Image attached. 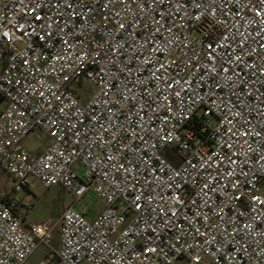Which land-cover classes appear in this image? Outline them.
Returning a JSON list of instances; mask_svg holds the SVG:
<instances>
[{
  "label": "built area",
  "instance_id": "1",
  "mask_svg": "<svg viewBox=\"0 0 264 264\" xmlns=\"http://www.w3.org/2000/svg\"><path fill=\"white\" fill-rule=\"evenodd\" d=\"M0 96L13 192L106 205L54 248L0 192V264H264V0H0Z\"/></svg>",
  "mask_w": 264,
  "mask_h": 264
},
{
  "label": "rangeland",
  "instance_id": "2",
  "mask_svg": "<svg viewBox=\"0 0 264 264\" xmlns=\"http://www.w3.org/2000/svg\"><path fill=\"white\" fill-rule=\"evenodd\" d=\"M95 86L84 78L79 90L89 97ZM6 106L5 101H0V109ZM48 137L42 130H35L24 141L23 145L34 154L42 153L48 146ZM164 154L167 151L163 152ZM14 180L6 171L0 169V192L14 195L17 199H24L30 193L33 199V208L27 211L24 207V200L19 207V213L25 218L26 223L50 222L56 226L54 248L59 245L58 233L60 230V220L63 212L71 205L75 204V209L81 213L86 212L89 220L95 219L106 207L103 199L91 191L82 198L78 199L73 193L65 190L61 186L45 188L36 178L30 179L27 189L19 193L13 192ZM58 232V233H57ZM52 253L51 247L42 244L30 258L31 264H39L45 257Z\"/></svg>",
  "mask_w": 264,
  "mask_h": 264
},
{
  "label": "crops",
  "instance_id": "3",
  "mask_svg": "<svg viewBox=\"0 0 264 264\" xmlns=\"http://www.w3.org/2000/svg\"><path fill=\"white\" fill-rule=\"evenodd\" d=\"M47 137H48V136H47ZM47 141H48V143H50V138H49V137H48V140H47ZM26 189H27V188H26ZM9 196H10L11 198H15V196L12 195V194H10Z\"/></svg>",
  "mask_w": 264,
  "mask_h": 264
},
{
  "label": "trees",
  "instance_id": "4",
  "mask_svg": "<svg viewBox=\"0 0 264 264\" xmlns=\"http://www.w3.org/2000/svg\"><path fill=\"white\" fill-rule=\"evenodd\" d=\"M0 101H4L3 98L0 96Z\"/></svg>",
  "mask_w": 264,
  "mask_h": 264
}]
</instances>
